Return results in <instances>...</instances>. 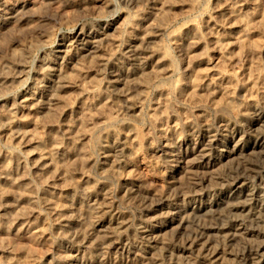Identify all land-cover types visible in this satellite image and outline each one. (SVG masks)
I'll list each match as a JSON object with an SVG mask.
<instances>
[{"label":"clouds","instance_id":"obj_1","mask_svg":"<svg viewBox=\"0 0 264 264\" xmlns=\"http://www.w3.org/2000/svg\"><path fill=\"white\" fill-rule=\"evenodd\" d=\"M257 38L264 0H0V264H264Z\"/></svg>","mask_w":264,"mask_h":264},{"label":"rangeland","instance_id":"obj_2","mask_svg":"<svg viewBox=\"0 0 264 264\" xmlns=\"http://www.w3.org/2000/svg\"><path fill=\"white\" fill-rule=\"evenodd\" d=\"M260 43H264V41H261L259 38H257L256 40H254L253 41V45L254 46H256V45H259ZM199 48V47H198ZM198 65H199V67H200V69H207V68H210V66L207 64V63H204V62H199V63H197ZM211 69H214V68H210L209 70H211ZM208 69H207V71H209ZM215 71V70H214ZM210 72V71H209ZM209 72H207L209 75H211ZM70 99V102H71V97L69 98ZM157 207H159V205L157 206ZM161 210H163V209H161Z\"/></svg>","mask_w":264,"mask_h":264},{"label":"bare ground","instance_id":"obj_3","mask_svg":"<svg viewBox=\"0 0 264 264\" xmlns=\"http://www.w3.org/2000/svg\"><path fill=\"white\" fill-rule=\"evenodd\" d=\"M185 31H187V29H185ZM149 39H152V37H149ZM199 47V46H198ZM195 51V50H194ZM159 63H161V64H163V61H159ZM196 63H199V61L198 62H196ZM211 68V67H210ZM210 68H207L208 70L210 69ZM206 69V70H207ZM214 70L215 69H211V70H209V71H207V72H209L210 74H212L213 72H214ZM203 147V145L202 144H193L192 145V150H193V156L192 157H189V159H191V158H193L194 156H195V154L196 153H198L199 151H200V149Z\"/></svg>","mask_w":264,"mask_h":264}]
</instances>
